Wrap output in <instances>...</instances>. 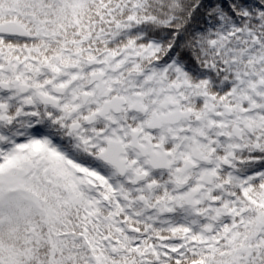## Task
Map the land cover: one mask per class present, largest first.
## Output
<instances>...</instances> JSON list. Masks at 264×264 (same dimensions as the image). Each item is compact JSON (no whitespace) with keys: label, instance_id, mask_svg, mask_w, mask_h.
I'll use <instances>...</instances> for the list:
<instances>
[{"label":"snow or ice","instance_id":"obj_1","mask_svg":"<svg viewBox=\"0 0 264 264\" xmlns=\"http://www.w3.org/2000/svg\"><path fill=\"white\" fill-rule=\"evenodd\" d=\"M0 264H264V0H0Z\"/></svg>","mask_w":264,"mask_h":264}]
</instances>
